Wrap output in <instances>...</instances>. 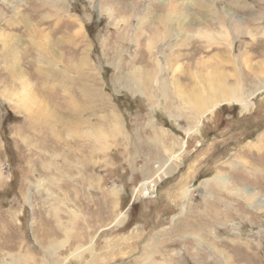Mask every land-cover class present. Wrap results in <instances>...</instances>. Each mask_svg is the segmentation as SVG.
<instances>
[{
    "label": "rangeland",
    "instance_id": "374dc122",
    "mask_svg": "<svg viewBox=\"0 0 264 264\" xmlns=\"http://www.w3.org/2000/svg\"><path fill=\"white\" fill-rule=\"evenodd\" d=\"M262 85L264 0H0V264H264Z\"/></svg>",
    "mask_w": 264,
    "mask_h": 264
},
{
    "label": "bare ground",
    "instance_id": "6f19581e",
    "mask_svg": "<svg viewBox=\"0 0 264 264\" xmlns=\"http://www.w3.org/2000/svg\"><path fill=\"white\" fill-rule=\"evenodd\" d=\"M213 69V68H212ZM218 69V68H217ZM214 70V69H213ZM215 72V71H214ZM18 74V73H17ZM147 74V73H146ZM220 75V74H219ZM145 77V76H144ZM194 77V76H193ZM207 77V76H206ZM222 77V76H221ZM150 79V78H149ZM175 79V78H174ZM223 79V78H222ZM177 80V79H175ZM142 81V80H141ZM193 82V80H192ZM198 82V81H197ZM201 81H199L200 83ZM212 82V81H211ZM173 83V82H172ZM203 83V82H202ZM176 85V84H175ZM213 85V84H212ZM208 87V86H207ZM237 85L235 84H228V83H224V82H217L215 83L213 89L211 92H214L213 99L209 98L210 95H203V96H198V100H199V108L204 109L207 108L208 110L211 109L212 107H215L220 101H225V102H230V101H236L240 104V107L242 108H247L250 105V101H249V96H252L254 94V92L258 89H255V91H253L252 93H250L251 95L249 96H240L238 94V90H237ZM260 87H264V85L260 86ZM194 88V86H193ZM206 88V87H205ZM179 89V88H178ZM182 89V88H181ZM183 90V89H182ZM202 90V89H201ZM209 89H207L208 91ZM181 91V90H180ZM200 91V90H199ZM202 92V91H201ZM203 93V92H202ZM242 93V92H241ZM196 100V99H195ZM194 100V101H195ZM212 100V103H211ZM218 106V105H217ZM63 119V118H62ZM75 121V120H74ZM61 122V121H60ZM71 124V123H70ZM90 133V131H89ZM93 136V135H92ZM44 140V139H43ZM164 167V166H163ZM166 169V168H165ZM57 247V246H56ZM54 248V247H53Z\"/></svg>",
    "mask_w": 264,
    "mask_h": 264
},
{
    "label": "crops",
    "instance_id": "0c3cea01",
    "mask_svg": "<svg viewBox=\"0 0 264 264\" xmlns=\"http://www.w3.org/2000/svg\"><path fill=\"white\" fill-rule=\"evenodd\" d=\"M129 204V203H128Z\"/></svg>",
    "mask_w": 264,
    "mask_h": 264
}]
</instances>
